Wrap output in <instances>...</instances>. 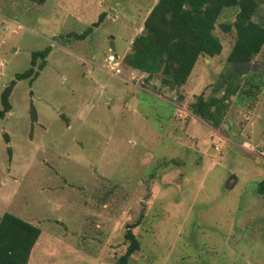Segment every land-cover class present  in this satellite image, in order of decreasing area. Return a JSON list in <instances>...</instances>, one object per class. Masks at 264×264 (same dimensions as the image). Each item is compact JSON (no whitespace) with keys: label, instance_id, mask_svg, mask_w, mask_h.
Wrapping results in <instances>:
<instances>
[{"label":"rangeland","instance_id":"1","mask_svg":"<svg viewBox=\"0 0 264 264\" xmlns=\"http://www.w3.org/2000/svg\"><path fill=\"white\" fill-rule=\"evenodd\" d=\"M156 2L0 0V96L33 68L0 118V216L41 230L27 264H116L127 230L140 245L128 264H264V42L240 67L251 96L215 127L190 105L224 92L236 35L221 25L237 9L217 20L221 53L169 89L123 62ZM47 47L39 71L31 55Z\"/></svg>","mask_w":264,"mask_h":264},{"label":"trees","instance_id":"2","mask_svg":"<svg viewBox=\"0 0 264 264\" xmlns=\"http://www.w3.org/2000/svg\"><path fill=\"white\" fill-rule=\"evenodd\" d=\"M28 1L37 5L46 2ZM226 8H236L237 13L233 22L221 25L224 32L233 29L236 35L226 59L229 65L219 77V85L224 87V92L221 97L209 98L199 94L190 105L193 114L215 127L221 124L232 97L235 101H241L251 96L249 88H245L254 80L246 76L240 67L249 62L250 56L264 42V26L253 20L257 10L256 0H157L143 23L142 33L132 40L123 56L125 66L146 73L148 77L160 73L162 87L179 88L199 56L212 58L221 53L222 44L214 30ZM97 25L98 22L93 24ZM91 30L89 28L80 35H72L81 39ZM49 52L50 47L33 52L31 64L41 59L38 69L42 70ZM32 72L30 66L16 74L15 79L4 87L0 96V118L11 109L9 96L16 81L30 77ZM37 76L38 71L31 80ZM5 140L8 142L6 136ZM257 192L263 199L264 208V178L258 182ZM40 233L37 226L13 214L4 213L0 216V264H27ZM125 239L128 245L116 264H128L131 255L139 250V242L131 230L126 231Z\"/></svg>","mask_w":264,"mask_h":264},{"label":"built area","instance_id":"3","mask_svg":"<svg viewBox=\"0 0 264 264\" xmlns=\"http://www.w3.org/2000/svg\"><path fill=\"white\" fill-rule=\"evenodd\" d=\"M107 61L110 62V64L113 66V69L115 68L116 72L118 73L120 71L118 57L115 54H109L107 56Z\"/></svg>","mask_w":264,"mask_h":264},{"label":"crops","instance_id":"4","mask_svg":"<svg viewBox=\"0 0 264 264\" xmlns=\"http://www.w3.org/2000/svg\"><path fill=\"white\" fill-rule=\"evenodd\" d=\"M116 55V54H115ZM117 56V55H116ZM118 57V56H117ZM143 73V72H142Z\"/></svg>","mask_w":264,"mask_h":264}]
</instances>
